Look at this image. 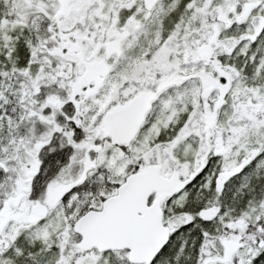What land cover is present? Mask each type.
Here are the masks:
<instances>
[{
	"label": "snow or ice",
	"instance_id": "6c2138e0",
	"mask_svg": "<svg viewBox=\"0 0 264 264\" xmlns=\"http://www.w3.org/2000/svg\"><path fill=\"white\" fill-rule=\"evenodd\" d=\"M0 264H264V0H0Z\"/></svg>",
	"mask_w": 264,
	"mask_h": 264
}]
</instances>
